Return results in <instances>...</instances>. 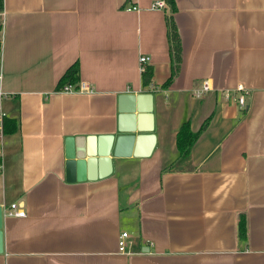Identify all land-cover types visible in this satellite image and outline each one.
Here are the masks:
<instances>
[{"label": "crops", "instance_id": "crops-1", "mask_svg": "<svg viewBox=\"0 0 264 264\" xmlns=\"http://www.w3.org/2000/svg\"><path fill=\"white\" fill-rule=\"evenodd\" d=\"M159 1L4 0L0 119L18 130L0 125V205L26 217L4 216L0 264H264V0H175L182 62L168 87ZM76 62L90 93L57 90ZM126 93L154 95L152 154L68 182L66 138L114 134ZM207 120L189 162L164 171L182 123ZM123 232L131 255L118 251Z\"/></svg>", "mask_w": 264, "mask_h": 264}, {"label": "water", "instance_id": "water-1", "mask_svg": "<svg viewBox=\"0 0 264 264\" xmlns=\"http://www.w3.org/2000/svg\"><path fill=\"white\" fill-rule=\"evenodd\" d=\"M154 131V95L121 94L114 134L66 138L67 181L106 178L113 173V158L149 157L157 143ZM3 225L4 209L0 205V254L4 251Z\"/></svg>", "mask_w": 264, "mask_h": 264}, {"label": "trees", "instance_id": "trees-1", "mask_svg": "<svg viewBox=\"0 0 264 264\" xmlns=\"http://www.w3.org/2000/svg\"><path fill=\"white\" fill-rule=\"evenodd\" d=\"M166 3V9L169 8L171 15L167 18L168 26V40L171 51L172 59V74L170 79L163 85V87H168L173 79L178 75L182 62V44L180 35L178 32L177 25L175 23L174 14L177 10L175 0H164ZM4 10V0H0V12ZM2 30V24H0V32ZM1 43H0V52H1ZM80 68L79 64L76 62L73 64L66 73L62 76L59 81L57 90H62L67 85H72L77 87L80 83L79 78ZM144 85H149L152 81L153 71L151 68L147 67L145 72L142 74ZM209 121L207 120L199 131L194 132L191 129L189 121H184L180 126L177 134V151L178 157L175 162L171 163L168 167L164 168V171H171L175 168H181V166L189 162L192 148L200 138L201 134L208 128ZM18 130V122L15 119L8 118L6 116L2 119V129L1 133L3 135L14 134ZM1 159H0V168H1ZM247 229L246 222L243 217L240 220V237L242 239L246 238Z\"/></svg>", "mask_w": 264, "mask_h": 264}, {"label": "built area", "instance_id": "built-area-1", "mask_svg": "<svg viewBox=\"0 0 264 264\" xmlns=\"http://www.w3.org/2000/svg\"><path fill=\"white\" fill-rule=\"evenodd\" d=\"M166 7V3L165 1H159L155 4H153L151 6V9H164ZM129 10H135L138 11L139 8L138 7H129ZM1 13H0V24H2L1 21ZM1 43V42H0ZM140 71L143 73L146 70L145 65L148 63L149 58L146 56H141L140 57ZM92 87H90L88 84L86 83H79V85L77 87L72 86V85H67L65 86L62 90H60V92H67V93H90L92 92ZM209 90V84L207 82L204 83L203 86V91H207ZM240 90H243V88L240 87ZM198 96L201 95L200 92L197 93ZM239 103L240 104H244V96H240L239 97ZM1 119H0V125H1ZM4 216H8V217H18V218H24L26 217V211L25 209H23L19 203H12L8 208H4ZM134 245V242L132 240V237L130 236L129 233L127 232H123L120 237H119V241H118V251L121 254L124 255H131L132 252V247Z\"/></svg>", "mask_w": 264, "mask_h": 264}]
</instances>
